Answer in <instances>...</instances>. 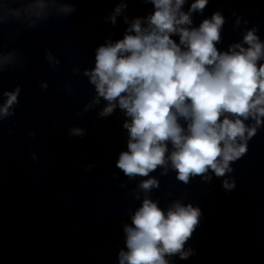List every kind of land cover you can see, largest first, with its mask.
<instances>
[{
    "label": "clouds",
    "instance_id": "obj_1",
    "mask_svg": "<svg viewBox=\"0 0 264 264\" xmlns=\"http://www.w3.org/2000/svg\"><path fill=\"white\" fill-rule=\"evenodd\" d=\"M142 2L153 6L144 17L129 23L128 0H119L106 18L115 25L124 15L128 26L122 38L98 46L94 67L84 69L95 90L85 111L104 101L99 118L117 109L123 114L126 150L118 154L115 167L129 180L145 177L137 184L143 199L139 192L134 196L140 206L122 226L125 247L119 249L118 264H172L173 257L187 260L196 254L185 245L202 211L181 200L161 208L159 200L148 195L160 187L150 173L160 168L161 175H167L171 170L178 181L189 184L197 176L211 183L213 174L222 178L233 171L232 163L247 154L248 142L264 127V40L253 27L244 31L241 42L222 51L217 45L226 20L220 11L194 26L193 14H203L209 0H191L186 11L189 0ZM4 3L20 5L9 10L14 17L43 7V0H3L0 24L6 16ZM60 11L67 15L75 7L62 4ZM240 23L238 17L235 24ZM46 59L59 64L51 53ZM20 92L17 86L0 93L6 97L0 121L14 115ZM69 134L83 137L86 129L73 127ZM222 187L233 190L235 181L225 178Z\"/></svg>",
    "mask_w": 264,
    "mask_h": 264
}]
</instances>
